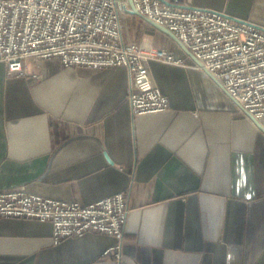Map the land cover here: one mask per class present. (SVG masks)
Instances as JSON below:
<instances>
[{
  "label": "crops",
  "instance_id": "1",
  "mask_svg": "<svg viewBox=\"0 0 264 264\" xmlns=\"http://www.w3.org/2000/svg\"><path fill=\"white\" fill-rule=\"evenodd\" d=\"M179 2L264 27V0ZM121 19L124 43L185 59L148 62L168 108L132 116L123 66L29 59L16 77L0 62V190L83 204L128 190L122 260L104 254L107 234L52 244L49 221L9 217L0 264H264V131L171 31Z\"/></svg>",
  "mask_w": 264,
  "mask_h": 264
},
{
  "label": "built area",
  "instance_id": "2",
  "mask_svg": "<svg viewBox=\"0 0 264 264\" xmlns=\"http://www.w3.org/2000/svg\"><path fill=\"white\" fill-rule=\"evenodd\" d=\"M0 0V62L13 76L28 74L25 61L58 58L64 67H125L132 116L168 108L149 61L186 66L185 59L148 43H124L123 13L137 11L170 30L229 95L255 119L264 117V27L225 11L179 0ZM190 56V55H189ZM40 78L39 74H34ZM129 192L81 203L0 190V218L49 221L52 244L92 232L113 244L104 254L122 260Z\"/></svg>",
  "mask_w": 264,
  "mask_h": 264
},
{
  "label": "water",
  "instance_id": "3",
  "mask_svg": "<svg viewBox=\"0 0 264 264\" xmlns=\"http://www.w3.org/2000/svg\"><path fill=\"white\" fill-rule=\"evenodd\" d=\"M129 1V3H130V5H131V7L133 8V1L132 0H128ZM135 13H138L137 11H134ZM160 27H163V28H165V29H167L166 27H164V26H162V25H160ZM168 30V29H167ZM169 32H170V30H168ZM188 51V50H187ZM188 53H189V51H188ZM189 55L191 56V57H193L194 58V60L196 61V63H199L198 61H197V59L194 57V56H192L190 53H189ZM251 117H253L252 115H251ZM253 119H254V121L257 123V125L260 127V129H262L263 131H264V125L258 120V119H255L254 117H253Z\"/></svg>",
  "mask_w": 264,
  "mask_h": 264
},
{
  "label": "rangeland",
  "instance_id": "4",
  "mask_svg": "<svg viewBox=\"0 0 264 264\" xmlns=\"http://www.w3.org/2000/svg\"><path fill=\"white\" fill-rule=\"evenodd\" d=\"M121 22H122V19H121ZM122 27H123V23H122ZM141 44H144V43H141ZM149 44H150V43H149ZM149 44H148V45H149ZM138 45H139V44H138ZM151 45H152V44H151Z\"/></svg>",
  "mask_w": 264,
  "mask_h": 264
},
{
  "label": "bare ground",
  "instance_id": "5",
  "mask_svg": "<svg viewBox=\"0 0 264 264\" xmlns=\"http://www.w3.org/2000/svg\"><path fill=\"white\" fill-rule=\"evenodd\" d=\"M259 120V119H258Z\"/></svg>",
  "mask_w": 264,
  "mask_h": 264
}]
</instances>
